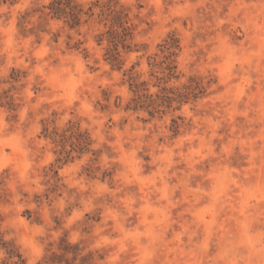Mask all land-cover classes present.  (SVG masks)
I'll use <instances>...</instances> for the list:
<instances>
[{
	"label": "rangeland",
	"instance_id": "1",
	"mask_svg": "<svg viewBox=\"0 0 264 264\" xmlns=\"http://www.w3.org/2000/svg\"><path fill=\"white\" fill-rule=\"evenodd\" d=\"M118 1L121 66L102 23L0 1L1 233L26 264H264V0ZM131 73L205 92L128 110Z\"/></svg>",
	"mask_w": 264,
	"mask_h": 264
},
{
	"label": "trees",
	"instance_id": "2",
	"mask_svg": "<svg viewBox=\"0 0 264 264\" xmlns=\"http://www.w3.org/2000/svg\"><path fill=\"white\" fill-rule=\"evenodd\" d=\"M3 3L13 4L17 0H0ZM47 9L46 15L50 16L53 19H57L63 22L70 30L78 31L79 28L86 24L88 21L93 20L97 24H103L106 28V31L101 32L98 37V42L107 40L110 44L108 51L110 53V61L114 64L121 66L122 59L119 51V46L123 49L130 51V47L126 45L127 39H131L135 26L131 23L128 12L125 8L119 3L118 0H89L83 2L82 0H50V2L43 7ZM98 10V13H95V10ZM20 27L23 31H26L23 21L20 24ZM169 40V41H168ZM164 47L169 53V57H176L177 53L174 50H178L179 45L175 37L169 36L167 40L164 41ZM156 65L155 63L152 65ZM174 69H176L175 62L172 61L168 63L165 67L167 71L166 84L170 79H177L175 76ZM131 70H133L131 68ZM129 76L130 89L135 94L136 98L133 99L135 105L132 107L128 106V110H136L140 99H144V102H148V107L152 111H148L149 114H153L157 107L162 103H171L178 102L187 103L188 101H195L200 98L205 90L201 84L191 78L189 85H183L182 88L178 91H174V88H167L164 86L161 89V94L144 95L142 92L146 90V83L139 82L138 77L134 76V73H131ZM164 80V79H163ZM142 93V94H141ZM12 109V108H11ZM47 131V129H46ZM56 136V132H54ZM87 145V144H86ZM85 142L78 143V150L82 151L86 148ZM86 150V149H85ZM0 251H3L8 260L7 264H26L25 259L18 251L16 246L9 240L4 238V235L0 231Z\"/></svg>",
	"mask_w": 264,
	"mask_h": 264
}]
</instances>
